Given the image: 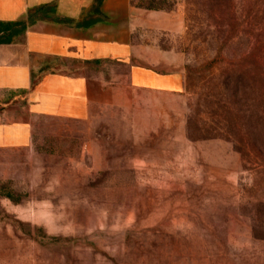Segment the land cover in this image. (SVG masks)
Here are the masks:
<instances>
[{
	"label": "rangeland",
	"instance_id": "1",
	"mask_svg": "<svg viewBox=\"0 0 264 264\" xmlns=\"http://www.w3.org/2000/svg\"><path fill=\"white\" fill-rule=\"evenodd\" d=\"M130 17L134 62L183 92L134 88L108 62L88 121L0 99V264H264V0H132ZM238 65L254 74L231 100ZM8 125L30 143L8 146Z\"/></svg>",
	"mask_w": 264,
	"mask_h": 264
},
{
	"label": "crops",
	"instance_id": "2",
	"mask_svg": "<svg viewBox=\"0 0 264 264\" xmlns=\"http://www.w3.org/2000/svg\"><path fill=\"white\" fill-rule=\"evenodd\" d=\"M131 2L0 0V26L19 23L0 33V99L24 94L27 117L88 121L96 107L109 102L102 78L91 75L108 62L128 65L134 88L183 92L181 75L134 62ZM2 136L8 146L31 139L28 125H8Z\"/></svg>",
	"mask_w": 264,
	"mask_h": 264
},
{
	"label": "trees",
	"instance_id": "3",
	"mask_svg": "<svg viewBox=\"0 0 264 264\" xmlns=\"http://www.w3.org/2000/svg\"><path fill=\"white\" fill-rule=\"evenodd\" d=\"M230 4V3H228ZM227 4V5H228ZM226 12L228 10H230L229 6L225 7ZM223 13V12H222ZM35 13L33 11L30 12V23H33L35 21ZM19 25V23H10V24H4L0 26V33L3 31H7V30H11L14 26ZM22 29L24 30L25 27H22ZM249 38H257V36L253 35V33H249L248 34ZM246 37V38H248ZM232 38L231 40H228L227 38V42L228 43H236V47H239L241 44H243L244 40L241 39V37H239V35H235L234 37H230ZM235 38H237L236 42H233V40H235ZM4 40V39H3ZM2 40V41H3ZM9 40V39H8ZM258 43V40H256ZM257 45V44H256ZM258 47V46H257ZM256 49V48H255ZM251 50L254 51V48L250 49L249 51H244L241 48H236V52L240 53L238 54V56H240V58L247 60L249 57V55H251ZM254 69L251 67H242V66H236L233 68H229V69H225L223 71L224 79H223V87H224V91L225 93H227V96L231 98V100H234V98H236V96H238L239 94H245L247 90H249V85H248V80L252 79V76L254 73H252ZM248 85V86H246ZM234 97V98H233Z\"/></svg>",
	"mask_w": 264,
	"mask_h": 264
}]
</instances>
